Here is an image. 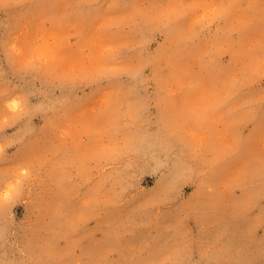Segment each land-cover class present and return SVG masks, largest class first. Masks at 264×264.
I'll return each instance as SVG.
<instances>
[{
  "label": "rangeland",
  "instance_id": "obj_1",
  "mask_svg": "<svg viewBox=\"0 0 264 264\" xmlns=\"http://www.w3.org/2000/svg\"><path fill=\"white\" fill-rule=\"evenodd\" d=\"M0 264H264V0H0Z\"/></svg>",
  "mask_w": 264,
  "mask_h": 264
}]
</instances>
